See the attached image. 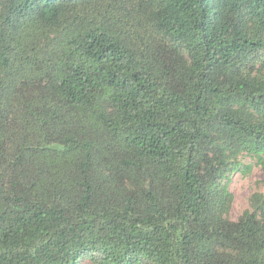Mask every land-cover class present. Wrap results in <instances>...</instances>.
Segmentation results:
<instances>
[{
  "label": "trees",
  "instance_id": "16d2710c",
  "mask_svg": "<svg viewBox=\"0 0 264 264\" xmlns=\"http://www.w3.org/2000/svg\"><path fill=\"white\" fill-rule=\"evenodd\" d=\"M264 0H0V264H264Z\"/></svg>",
  "mask_w": 264,
  "mask_h": 264
},
{
  "label": "rangeland",
  "instance_id": "374dc122",
  "mask_svg": "<svg viewBox=\"0 0 264 264\" xmlns=\"http://www.w3.org/2000/svg\"><path fill=\"white\" fill-rule=\"evenodd\" d=\"M253 75L264 77V51L256 60L249 63L245 69ZM238 168L233 173H226L220 180L221 186H226L232 194L228 218L237 221L242 213L251 209L252 195L264 193V171L258 158L246 151L237 155ZM81 264H100L96 258L86 256Z\"/></svg>",
  "mask_w": 264,
  "mask_h": 264
}]
</instances>
